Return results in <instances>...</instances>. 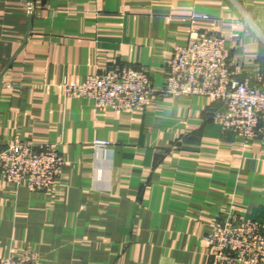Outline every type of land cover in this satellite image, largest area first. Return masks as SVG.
<instances>
[{
    "label": "crops",
    "instance_id": "obj_1",
    "mask_svg": "<svg viewBox=\"0 0 264 264\" xmlns=\"http://www.w3.org/2000/svg\"><path fill=\"white\" fill-rule=\"evenodd\" d=\"M194 30L224 36L261 84L264 0H0V150L16 137L51 143L65 162L48 192L0 176L1 258L207 264L223 215L264 226V137L244 143L213 122L209 98L101 113L62 85L126 66L160 88L165 60Z\"/></svg>",
    "mask_w": 264,
    "mask_h": 264
},
{
    "label": "built area",
    "instance_id": "obj_2",
    "mask_svg": "<svg viewBox=\"0 0 264 264\" xmlns=\"http://www.w3.org/2000/svg\"><path fill=\"white\" fill-rule=\"evenodd\" d=\"M35 5L26 2L33 15ZM259 86L229 57L224 36L192 31L185 46L174 48L164 62V82L156 88L146 70L114 67L84 82L64 80L71 98L92 100L99 112H145L158 100L203 96L216 107L213 122L244 143L264 137V75ZM106 149L110 142L97 141ZM65 164L57 145L22 141L16 137L0 150V176L31 191H51ZM211 248L207 264H264V226L253 219L225 214L206 237ZM0 264H39L38 253L26 250L19 257L1 258Z\"/></svg>",
    "mask_w": 264,
    "mask_h": 264
}]
</instances>
